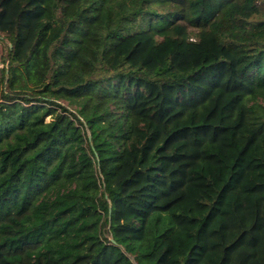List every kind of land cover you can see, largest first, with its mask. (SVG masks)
Listing matches in <instances>:
<instances>
[{"label":"trees","instance_id":"1","mask_svg":"<svg viewBox=\"0 0 264 264\" xmlns=\"http://www.w3.org/2000/svg\"><path fill=\"white\" fill-rule=\"evenodd\" d=\"M0 38V264H264V0H0Z\"/></svg>","mask_w":264,"mask_h":264},{"label":"rangeland","instance_id":"2","mask_svg":"<svg viewBox=\"0 0 264 264\" xmlns=\"http://www.w3.org/2000/svg\"><path fill=\"white\" fill-rule=\"evenodd\" d=\"M8 43H9V41H8V39L7 38H0V52H1V50H2V48H3V46H5V45H8ZM63 102V104H67L65 101H62ZM69 106V105H68ZM71 109H73L74 108V106H69ZM46 120H49V117H46Z\"/></svg>","mask_w":264,"mask_h":264}]
</instances>
